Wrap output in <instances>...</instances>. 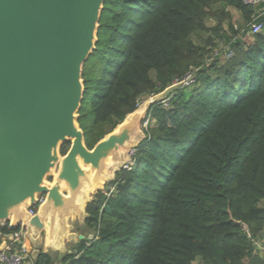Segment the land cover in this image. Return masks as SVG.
<instances>
[{
  "label": "trees",
  "instance_id": "trees-1",
  "mask_svg": "<svg viewBox=\"0 0 264 264\" xmlns=\"http://www.w3.org/2000/svg\"><path fill=\"white\" fill-rule=\"evenodd\" d=\"M230 9L245 29L264 0H105L82 70L89 150L140 101L194 81L151 106L132 165L86 205L91 237L33 264H264V15L248 43Z\"/></svg>",
  "mask_w": 264,
  "mask_h": 264
},
{
  "label": "water",
  "instance_id": "water-1",
  "mask_svg": "<svg viewBox=\"0 0 264 264\" xmlns=\"http://www.w3.org/2000/svg\"><path fill=\"white\" fill-rule=\"evenodd\" d=\"M104 2L0 0V226L20 229L32 259L40 252L61 258L84 239L73 225L84 226L91 194L131 162L128 150L145 138L151 106L179 89L145 100L86 147L78 124L82 70L95 50ZM3 238L0 252L13 242L12 233Z\"/></svg>",
  "mask_w": 264,
  "mask_h": 264
},
{
  "label": "built area",
  "instance_id": "built-area-1",
  "mask_svg": "<svg viewBox=\"0 0 264 264\" xmlns=\"http://www.w3.org/2000/svg\"><path fill=\"white\" fill-rule=\"evenodd\" d=\"M263 2V0H243L244 5L250 6V7H256L257 5H260ZM264 15V10L261 13H258L255 15V17L252 18L251 22L246 25V33L248 35H255L262 31L263 26L261 22H258L259 17ZM244 29V30H245ZM241 30L242 33L245 31ZM230 55V54H229ZM194 81V74L193 72L187 73L181 80H175L169 87L178 86L179 88L186 87L189 84H191ZM153 96L149 97L148 99L152 98ZM169 96L164 99L162 102L165 106L168 105ZM144 101H140L138 103V106L142 104ZM147 125V122L145 121L142 125V127H145ZM130 151V156H131ZM129 165H132V161L125 165L123 168H127ZM43 198H39L38 204L42 202ZM37 209V205L31 209H29V213L31 215H34ZM13 235V242H9L2 252H0V264H25L26 260L28 259L29 255L26 252V249L24 247V236H20V229L18 232L12 233ZM4 237V236H3ZM16 241H20V251L18 250H12V245L15 244ZM18 245V244H17Z\"/></svg>",
  "mask_w": 264,
  "mask_h": 264
},
{
  "label": "rangeland",
  "instance_id": "rangeland-1",
  "mask_svg": "<svg viewBox=\"0 0 264 264\" xmlns=\"http://www.w3.org/2000/svg\"><path fill=\"white\" fill-rule=\"evenodd\" d=\"M230 11H231V13L233 14L232 24H233L234 28H235V29H239V28H238V26H239L240 29L243 30L245 25L243 24V22H242V20H241V18H240V16H239V14H238L235 10H233V9H230ZM206 25H207V27H212V26L214 25V21H213V20H207ZM238 36L243 37V36H242V32H239V33H238ZM244 39H245L246 41H248V43L253 41L252 36H251V35H248L247 33H245V35H244ZM195 42H197V41H195ZM220 50H221V48H220ZM215 53H217V50L215 51ZM142 125H143V124H142ZM146 126H147V125H146ZM146 126H145V127H146ZM133 153H134V151L131 152V156L133 155ZM131 156H130V159H131ZM96 193H97V192H96ZM96 193H95V192L92 193V194H91V197L93 198V197L95 196ZM73 231H74L75 233H77V234H81V235H83V237H85V235H87L86 237H88V238L91 237V236H90V233L86 231L85 227L82 226V225H79L78 223H75V224L73 225ZM73 245H74V244L69 245V248H70V246L72 247ZM57 255H58V254H57ZM61 256H62V255H61ZM59 257H60V255H59ZM195 264H198V261H197Z\"/></svg>",
  "mask_w": 264,
  "mask_h": 264
},
{
  "label": "crops",
  "instance_id": "crops-1",
  "mask_svg": "<svg viewBox=\"0 0 264 264\" xmlns=\"http://www.w3.org/2000/svg\"><path fill=\"white\" fill-rule=\"evenodd\" d=\"M2 241H4V238L2 237L1 239H0V242H2ZM23 243H24V247H25V249H26V252L28 253V255H29V257H28V259L26 260V262H25V264H33L32 263V257H31V254H32V252H33V247H32V245H31V243H30V241L27 239V238H24V241H23ZM261 244V245H260ZM260 244H258V248H260L261 250L263 249V247H262V244H263V242H260ZM58 254V255H57ZM56 255H54L55 256V258H60L59 257V253H57Z\"/></svg>",
  "mask_w": 264,
  "mask_h": 264
},
{
  "label": "bare ground",
  "instance_id": "bare-ground-1",
  "mask_svg": "<svg viewBox=\"0 0 264 264\" xmlns=\"http://www.w3.org/2000/svg\"><path fill=\"white\" fill-rule=\"evenodd\" d=\"M128 151H129V152H130V151H134V149H129ZM126 152H127V150H126Z\"/></svg>",
  "mask_w": 264,
  "mask_h": 264
}]
</instances>
